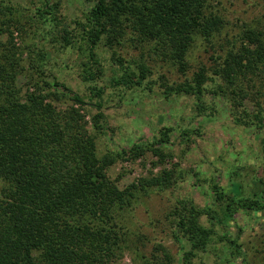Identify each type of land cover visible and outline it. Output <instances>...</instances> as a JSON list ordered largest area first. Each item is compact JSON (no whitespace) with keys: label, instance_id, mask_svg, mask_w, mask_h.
Listing matches in <instances>:
<instances>
[{"label":"trees","instance_id":"1","mask_svg":"<svg viewBox=\"0 0 264 264\" xmlns=\"http://www.w3.org/2000/svg\"><path fill=\"white\" fill-rule=\"evenodd\" d=\"M207 6V0H94L81 20H73L72 31L60 24L61 38L70 46L79 41L76 47L86 52L92 65L82 62L83 79L103 73L95 50L100 40L110 48L127 31L138 40L155 41L182 68L194 39L199 35L208 40L222 25L220 16L206 11ZM50 8L43 3L37 13L49 14ZM20 17L0 0V179L4 182L0 190V264H108L125 246L116 213L131 203L135 191L162 189L182 176L173 152L166 148L172 128H161L148 140L98 155L80 95L61 81L54 79L51 84L25 73L20 62L23 51L13 41V32L23 27ZM235 37L238 41H229L231 47L218 73L227 86L237 80L240 83L248 73L262 74L264 85V26L244 27ZM38 66L34 62L31 68L39 72ZM136 69L139 82L149 70L142 62L136 63ZM19 75L25 77L24 88L17 82ZM206 78L200 67L190 81L165 85L164 93L192 94L198 100ZM239 83L236 96L241 97L247 89ZM91 93L97 96L91 122L100 129L104 122L102 89L93 87ZM62 96L70 103L61 106ZM255 105L250 114L242 107L240 118L251 117L249 122L256 128L264 127V102L255 99ZM191 129L179 130L182 141L189 139ZM146 155L150 168L126 184L119 185L107 173L116 158L133 161ZM238 192V184L223 191L214 182L209 203L199 206L190 198H179L169 209L172 231L184 242L181 264H190L195 253L205 249L217 233L214 225L223 223L233 208L259 209L263 205V195L239 197ZM216 236L230 255L239 253L234 238ZM159 247L170 262L168 253Z\"/></svg>","mask_w":264,"mask_h":264},{"label":"rangeland","instance_id":"2","mask_svg":"<svg viewBox=\"0 0 264 264\" xmlns=\"http://www.w3.org/2000/svg\"><path fill=\"white\" fill-rule=\"evenodd\" d=\"M4 1L21 14L23 27L13 32V41L23 51L20 62L25 73L31 79L44 78L51 84L54 79L61 81L80 95L98 155L148 140L161 128H172L171 143L166 148L173 152L182 176L162 189L135 191L131 203L116 213L125 246L108 264H181L184 242L172 231L167 212L179 198H190L199 206L209 203L214 182L223 191L238 184L239 197L263 195V205L259 209L233 208L223 223L214 225L216 235L236 240L239 253L230 255L214 235L204 250L195 253L190 264H264V127L256 128L249 122L251 117L240 118L242 107L250 114L257 108L255 99L264 102L262 74L248 73L240 83L235 81L236 86H227L218 73L226 50L231 47L229 41H238L235 35L244 27L264 26V0H207L206 11L220 16L222 25L210 39L199 35L194 39L182 68L155 41L138 40L130 31L110 48L101 39L95 50L103 73L95 79H83L82 62L87 61L90 67L92 64L86 52L81 53L76 47L79 41L66 45L60 30L63 23L72 31L73 20H81L94 0ZM43 3L51 7V13L39 16ZM34 62L39 64V72L31 68ZM140 62L149 72L136 82V63ZM200 67L207 78L198 100L186 93L166 96L165 85L190 81ZM24 81L25 77L19 75L17 82L23 88ZM238 83L247 89L241 97L236 96ZM93 87L102 89L104 122L100 129L91 122L93 102L97 100L91 93ZM70 101L62 96L59 104ZM184 127L192 129L189 139L182 141L178 133ZM148 159V155L133 161L116 158L107 173L117 178L119 185L126 184L147 172ZM3 185L0 179V190ZM201 221L208 224L203 217ZM159 245L168 253L170 262L165 261Z\"/></svg>","mask_w":264,"mask_h":264}]
</instances>
